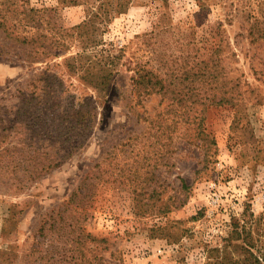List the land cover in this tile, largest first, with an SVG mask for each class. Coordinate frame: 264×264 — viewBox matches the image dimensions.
<instances>
[{
  "label": "rangeland",
  "instance_id": "374dc122",
  "mask_svg": "<svg viewBox=\"0 0 264 264\" xmlns=\"http://www.w3.org/2000/svg\"><path fill=\"white\" fill-rule=\"evenodd\" d=\"M71 1L0 0V264H63L82 228L107 240L114 264H205L245 211L264 215V0H125L103 23L104 47L120 58L96 127L61 166L37 163L30 179L31 157L72 146L37 148L27 98L44 96L45 78L62 105L95 96L66 71L77 45L52 56L53 44L109 0ZM212 61L236 86L233 103H203ZM135 67L173 84L137 95ZM67 206L78 210L71 235L58 230Z\"/></svg>",
  "mask_w": 264,
  "mask_h": 264
},
{
  "label": "trees",
  "instance_id": "16d2710c",
  "mask_svg": "<svg viewBox=\"0 0 264 264\" xmlns=\"http://www.w3.org/2000/svg\"><path fill=\"white\" fill-rule=\"evenodd\" d=\"M29 1L27 0V2ZM126 1L109 0L107 1V8H104V3L96 5L95 8L90 5L86 20L66 30L67 33L64 34L63 39L53 44L59 51L53 53L52 56H59L58 53H67L72 44L77 45V52L66 62V71L75 75L80 84L88 91L91 89L95 96H83L77 102H71L68 99L62 105L58 95H53L54 93H52L51 89L46 86L48 85L46 81L48 78H45L46 85L43 84L38 89L43 91L44 96L39 94L41 98L35 101L27 98L25 106L27 105V109H30L33 104L32 101L35 102L36 110L34 114H36V119H40L37 122L38 127L33 129L32 138L40 144L37 145V148L45 146L57 150H65L68 146H72L66 154L54 153L45 158L44 161H41L36 156L31 157L28 176L30 179L39 175V172L36 171L37 163L38 170L42 172L61 166L73 154V150L76 151L85 147L89 134L96 127L100 107L108 100L110 87L120 58L115 56L112 50L104 47L106 44L103 39L105 32L103 23L111 22L115 12H122L125 9ZM71 2L76 3L77 1L72 0ZM163 2L168 4V0H163ZM37 13H40L38 8L33 7L31 4L27 5V16H29L27 24L36 28L40 26L41 21L36 16ZM261 36L264 37L263 35ZM35 40L36 37L27 35V38H24L23 41L31 44ZM51 45L50 43L49 47ZM49 47H45L42 59L46 60V58L50 57ZM206 66V81L204 83L208 85L209 90L203 94V103L208 105L233 103V100L236 99L234 94L236 86L228 87L230 81L224 77L223 73L221 74V63L212 61L210 65L206 63ZM134 71L136 76L133 78V84L137 95H151L156 91L153 88H156L157 85H160L159 92H161L166 85L170 86L173 84L172 81L161 78L152 70H143L135 67ZM145 81L147 82L146 84L150 85V89L143 88ZM174 95L176 98L175 93ZM198 96V94L193 92L190 99H197ZM179 100L181 99L179 98ZM192 102L194 103V101ZM61 106L64 107L62 111H60ZM27 128L30 129L32 127L27 125ZM71 129L74 130V134L70 132ZM157 134H161V132ZM35 161L37 162L35 163ZM70 201L72 202V198ZM77 211V207L67 206L63 211L59 212L63 221L59 222L58 230H63V233L66 231L67 235L77 232L78 222L75 218ZM84 231L82 228L80 232L73 234L72 242L78 247L75 249L77 255L71 256L69 261L61 258L63 264H114L113 262H117L120 259L115 251H111L109 258H106L104 252L108 249L102 247V245L107 240ZM222 240L221 249H207L205 264H264V215L256 216L252 211H245L241 218L233 222L228 235Z\"/></svg>",
  "mask_w": 264,
  "mask_h": 264
}]
</instances>
